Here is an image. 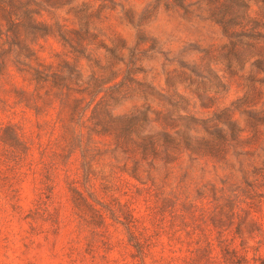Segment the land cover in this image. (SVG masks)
Here are the masks:
<instances>
[{
    "label": "rangeland",
    "instance_id": "374dc122",
    "mask_svg": "<svg viewBox=\"0 0 264 264\" xmlns=\"http://www.w3.org/2000/svg\"><path fill=\"white\" fill-rule=\"evenodd\" d=\"M181 1L0 0V264H264V0Z\"/></svg>",
    "mask_w": 264,
    "mask_h": 264
},
{
    "label": "trees",
    "instance_id": "16d2710c",
    "mask_svg": "<svg viewBox=\"0 0 264 264\" xmlns=\"http://www.w3.org/2000/svg\"><path fill=\"white\" fill-rule=\"evenodd\" d=\"M165 1H168V2H170L171 4H173L174 6H177V7H182L183 6V3H182V1L181 0H165ZM9 30L11 31V32H15V26H13L12 25V23L10 24V27H9ZM17 45L19 46V48H23V47H21V45H20V43L19 42H17ZM26 53H23L27 58H31V54L29 53V51L28 50H26L25 51ZM22 54V53H21ZM17 67V66H16ZM17 70L18 71H22V70H20L18 67H17ZM40 77H39V75L37 74V73H35V80H38ZM94 111H95V108H94V110L92 111V115L90 116L91 117V119H94ZM105 119H108V120H112V121H116V122H121V121H123V118H117V117H113L112 115H111V113L109 112V111H105ZM95 125L96 126H99L100 128H101V132H107L106 130V128H107V125H106V123H101L100 121H97V119H96V123H95ZM134 125V121H132V119H129V120H127V123L125 124V125H123V127L120 129L121 130V132H122V134L123 133H125V132H127L132 126ZM97 133H98V131H97ZM15 139H14V141L12 140V139H9V140H3V143L4 144H8L9 146H12V147H14L15 146ZM143 150L145 151L146 150V148H143Z\"/></svg>",
    "mask_w": 264,
    "mask_h": 264
}]
</instances>
